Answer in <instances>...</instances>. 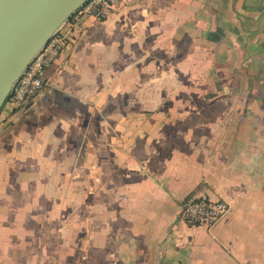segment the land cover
<instances>
[{"label": "crops", "instance_id": "crops-1", "mask_svg": "<svg viewBox=\"0 0 264 264\" xmlns=\"http://www.w3.org/2000/svg\"><path fill=\"white\" fill-rule=\"evenodd\" d=\"M63 28L0 109V264H264V0H122ZM222 199L211 228L176 221Z\"/></svg>", "mask_w": 264, "mask_h": 264}, {"label": "water", "instance_id": "water-1", "mask_svg": "<svg viewBox=\"0 0 264 264\" xmlns=\"http://www.w3.org/2000/svg\"><path fill=\"white\" fill-rule=\"evenodd\" d=\"M86 0H0V109L49 38Z\"/></svg>", "mask_w": 264, "mask_h": 264}, {"label": "built area", "instance_id": "built-area-1", "mask_svg": "<svg viewBox=\"0 0 264 264\" xmlns=\"http://www.w3.org/2000/svg\"><path fill=\"white\" fill-rule=\"evenodd\" d=\"M122 0H86L70 17L78 24L85 17L103 19L113 13ZM60 26L46 44L33 57L21 73L1 107L7 112L23 109L42 90L46 70L64 50L68 36ZM228 205L222 199L189 196L183 200L176 214V221L187 227L211 228L227 213Z\"/></svg>", "mask_w": 264, "mask_h": 264}]
</instances>
